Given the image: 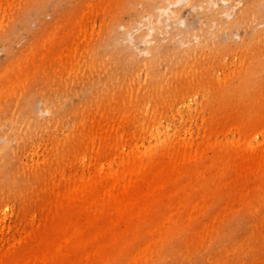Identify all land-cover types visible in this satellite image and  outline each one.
<instances>
[{
    "label": "rangeland",
    "instance_id": "1",
    "mask_svg": "<svg viewBox=\"0 0 264 264\" xmlns=\"http://www.w3.org/2000/svg\"><path fill=\"white\" fill-rule=\"evenodd\" d=\"M256 1L0 0V264H264Z\"/></svg>",
    "mask_w": 264,
    "mask_h": 264
},
{
    "label": "bare ground",
    "instance_id": "2",
    "mask_svg": "<svg viewBox=\"0 0 264 264\" xmlns=\"http://www.w3.org/2000/svg\"><path fill=\"white\" fill-rule=\"evenodd\" d=\"M211 4H212V0H208L207 6H206V11L207 12H209ZM263 5H264V0H258L256 2H253L252 6H251V10L257 14L258 11H263V8H264ZM154 9H157V8H154ZM254 17H255V15H254ZM263 35H264V32H263ZM178 56L179 55H172V54L166 55V60L168 59V62H167L168 70L170 68H172V66L174 64H176L173 59L178 57ZM100 57L108 60L106 56L102 55L101 51H98V53H96V59H100ZM122 61H124V60L122 59ZM156 62H157V60H156ZM156 62H155V64H153L149 68L153 72V78H155V80L151 83V87H149V89H151V88H159L160 90H162L163 86L166 85L165 84V80L166 79H165V76L158 71V66L159 65ZM107 65H108V68L110 70V75L113 78H115L117 80H122V81H125L124 78H123L124 77L123 74H126L127 76H130L132 73H134L137 69H139L141 67L140 63H138V65H136V64L134 65L132 63L128 64V63H124V62H121V64H119L118 67L116 66V64L114 65L112 62H109V64H107ZM262 73H264V59L261 57V55H259L257 57V59H255L250 64L248 73L244 74V76L239 80L238 84H234V85L228 87V91L227 92L233 94L234 92L239 91V90L243 89L246 86H257L258 85L259 87H261L258 84V82L261 81L260 74H262ZM192 84H195V85H192ZM192 84L188 87L187 84L181 83L178 88H186L185 92H191V91L197 89V86H198L197 85V81H194ZM251 88H253V87H251ZM121 89L112 90L110 87H107L106 90H109V91L112 90V92L118 93V92L121 91ZM249 160H250L249 165H243V166L245 168H247L249 166L248 168H249L250 175H254V176L263 175L264 176V165L260 166L259 164H257L258 157L255 156V155L249 156ZM144 175H143V177H141L138 180L137 183L138 184H145L147 187L152 185V183L154 181H153L151 175L150 174H144ZM262 181L264 182V178H263ZM199 184H202V183L201 182L198 183V186H200ZM201 186H203V185H201ZM258 200H259L260 205H259V209L255 213V216L254 217H252V216L249 217L248 216L249 221H251V222H252V220L253 221H255V220L264 221V201L262 202L259 198H258ZM132 212L133 213L131 215H129V217H130L129 220L130 221L131 220L132 221H137L138 219H140V218L145 216V214L141 210L140 211L139 210H132ZM220 260H224V258L220 259ZM216 261H219V260H216Z\"/></svg>",
    "mask_w": 264,
    "mask_h": 264
}]
</instances>
